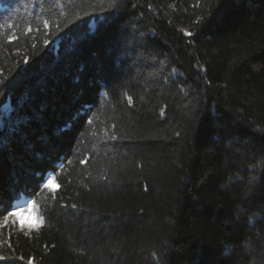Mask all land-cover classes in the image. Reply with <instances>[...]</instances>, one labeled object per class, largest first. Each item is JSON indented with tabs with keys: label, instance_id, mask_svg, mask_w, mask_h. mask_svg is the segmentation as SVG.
<instances>
[{
	"label": "trees",
	"instance_id": "trees-1",
	"mask_svg": "<svg viewBox=\"0 0 264 264\" xmlns=\"http://www.w3.org/2000/svg\"><path fill=\"white\" fill-rule=\"evenodd\" d=\"M0 81V264H264V0H0Z\"/></svg>",
	"mask_w": 264,
	"mask_h": 264
},
{
	"label": "snow or ice",
	"instance_id": "snow-or-ice-1",
	"mask_svg": "<svg viewBox=\"0 0 264 264\" xmlns=\"http://www.w3.org/2000/svg\"><path fill=\"white\" fill-rule=\"evenodd\" d=\"M123 6V0H114V9L116 11H119L121 9V7ZM9 28L14 27V25L9 24L8 25ZM43 27L45 29H47L49 27V21L48 20H44L43 21ZM28 31H32L31 27H29ZM186 35H191V33H186ZM0 83H3V81H0ZM5 87H7V85H5ZM0 91H2V89H0ZM129 103H131V98H129ZM208 124H209V129L211 130L214 127V118L213 117H208L207 118ZM92 121H89V124H91ZM64 134V130L63 129H58V132L56 135L53 136H49V137H41L39 143H25L23 141H20V143L22 144V151L20 153V159H19V163L21 165V172L23 174H27L28 171V166L25 163V158L28 157L29 153H31L32 158H35L36 155L47 152L48 154H51L53 152H55L57 144L59 142V140L63 137ZM201 134L203 136L204 134V129H201ZM111 139L115 140L116 137L112 136ZM0 155H2V152H0ZM87 160V158L82 159L81 163H85ZM51 183V181H49L48 183L44 184L45 188L49 187V184ZM4 192L2 189H0V216H3V214L5 212H8V208L4 207ZM10 207V205H9ZM9 215H18V213H13V212H9ZM0 259H2V257H0ZM194 264H198V262H194Z\"/></svg>",
	"mask_w": 264,
	"mask_h": 264
}]
</instances>
